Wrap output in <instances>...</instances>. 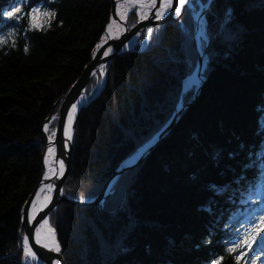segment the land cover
Returning a JSON list of instances; mask_svg holds the SVG:
<instances>
[{"label": "trees", "instance_id": "trees-1", "mask_svg": "<svg viewBox=\"0 0 264 264\" xmlns=\"http://www.w3.org/2000/svg\"><path fill=\"white\" fill-rule=\"evenodd\" d=\"M199 1L198 91H183L176 122L116 179L102 207L61 202L50 211L66 264H263L264 250H248L235 221L264 207V0H192L194 10L153 25L149 39L143 30L133 50L113 58L105 86L81 111L64 187L97 196L171 118L198 63ZM41 7L48 14L39 26ZM110 12V0H0V264L21 259L13 253L41 172L42 124L82 74ZM138 18L132 10L128 25ZM100 81L93 76L86 92ZM231 206L237 216L220 228Z\"/></svg>", "mask_w": 264, "mask_h": 264}, {"label": "water", "instance_id": "water-1", "mask_svg": "<svg viewBox=\"0 0 264 264\" xmlns=\"http://www.w3.org/2000/svg\"><path fill=\"white\" fill-rule=\"evenodd\" d=\"M121 0H110L111 2V12L109 21L106 24V27L91 51L90 60L84 67L82 74L78 77V79L70 86L67 93L57 100L56 104L60 102L59 109L55 112V106L50 112V114L46 117L42 124V133L44 140V147L42 150V166L41 172L38 178L36 185L34 186L32 192L29 197L25 201L22 209H21V226L23 229L22 238L26 237L32 247L38 252L41 257L40 261L34 264H66V261L62 254V244L59 239V235L56 227L52 226V230L54 233V238L51 240H46L41 238L38 235V224L45 218L49 217L50 211L56 207L61 202H67L71 204L81 205V206H93L98 205L102 207L108 198L112 194L111 186L116 181V179L125 171L135 167L140 161L145 157V155L151 150V148L156 144V142L163 137L168 130L173 126V124L178 119L180 112L184 108L182 104V94L184 91L183 80L179 93L178 104L176 105V109L171 116V118L167 121V123L149 140L147 141L139 150L132 155L130 158L126 159L125 162L116 168L113 173L110 175L108 180L106 181L101 192L90 199L87 198H76L69 193L66 192L64 187V180L71 172L72 166V157H73V149L75 145V137H76V128L77 123L81 114V111L87 106V104L95 98L100 91L103 89L106 83L107 78V67L106 72L103 73L101 77V82L98 89L93 94L92 92L87 93L86 88L89 81L93 76L97 75V73L101 70L103 66H107V64L111 63L112 59L116 56L129 51L135 48V44L137 43V39L143 32V30H147L152 28L155 24L164 23L169 19H181L187 7H190V3H186L183 7H181V12L179 15L173 12H163L161 8V0H153L152 7L150 12L144 16L139 17L138 21L135 25H128V14L125 16H120L118 12V5ZM175 5L178 6V0H174ZM192 1V0H191ZM212 0H209L208 6ZM138 11V10H136ZM158 13H162V15H158ZM196 16V46L198 51V63L193 73L201 78L200 82L203 80V76L201 74L202 67L204 64V54L200 48V39L198 34L202 32V20L205 18V10H202ZM113 21L116 24V36H112L107 34L106 38L105 33L109 23ZM120 37L116 40L117 36ZM116 40V41H114ZM101 41L103 44L100 45ZM111 49L108 52V55H104L105 51ZM101 55L100 57H98ZM192 73V74H193ZM188 76V75H187ZM200 82L197 84V91L200 87ZM86 95V98L82 101V97ZM73 105L76 106L75 112L72 111ZM71 115L72 121L70 126L71 139H69L67 132L69 129V116ZM56 119L57 124L54 128V131L49 133L50 123ZM53 141L55 145V157H56V166L47 173V166L44 163L45 150L48 145L49 140ZM49 183H53V194L49 201H47L40 210L32 217L31 216V208L32 204L37 195L44 190L45 186ZM23 241V240H22ZM47 245V246H45ZM59 247V251H56V247ZM15 257L21 255V259L17 260L18 264H29L25 260V254L23 251L22 243L19 245L18 251L13 253Z\"/></svg>", "mask_w": 264, "mask_h": 264}, {"label": "bare ground", "instance_id": "bare-ground-1", "mask_svg": "<svg viewBox=\"0 0 264 264\" xmlns=\"http://www.w3.org/2000/svg\"><path fill=\"white\" fill-rule=\"evenodd\" d=\"M152 2L153 0H121L119 5H118V12L120 14V16H122L121 14L123 13V16H125L126 14H128L133 8H137L138 9V13H139V17H144L146 16L149 12L150 9L152 7ZM168 4V0H161V8L163 12H173L176 5H175V1L171 0V6H167ZM142 5H146L144 7H142ZM196 16H199L198 13H196ZM111 26V29L110 27ZM117 29H116V24L111 21L107 27L106 33H105V37L107 36V34H110L112 36H116ZM200 42H201V34H198ZM120 37L117 36L115 39L117 40ZM114 40V41H116ZM103 44V41H101L100 45ZM101 55H99L98 57H100ZM104 66L101 68V70H103ZM200 77L196 74V72H194L193 74H189L188 76H186L183 80V87H184V91L187 90L189 87H191L192 85H197L200 82ZM86 98V95H84L82 97V101ZM53 149L52 153H49V149ZM44 163L47 166V172H50L51 169H53L56 166V157H55V145L53 143V141H51V139L48 142V145L46 147L45 150V156H44ZM53 194V183H49L48 185L45 186L44 190L41 191V193L39 195L36 196L33 204H32V208H31V216L33 217L39 210L40 208L47 202L50 200V198L52 197ZM45 221H47V224H45ZM38 235L46 240H51L54 238V233L52 230V226L49 220V217H45L39 224H38ZM25 238H23L22 241V247H23V251L25 254V261L29 264H34L40 261L41 257L39 256L38 252L32 247V245L29 243L25 244ZM31 250L32 253H34L35 258H33L32 256L26 255V251Z\"/></svg>", "mask_w": 264, "mask_h": 264}, {"label": "rangeland", "instance_id": "rangeland-1", "mask_svg": "<svg viewBox=\"0 0 264 264\" xmlns=\"http://www.w3.org/2000/svg\"><path fill=\"white\" fill-rule=\"evenodd\" d=\"M199 3H200L199 10L194 11L195 18H196V13L199 14L200 11L204 10L203 9V3L201 1H199ZM190 8L194 10L193 4H190ZM47 14H48L47 13V10H45L42 7L35 9L34 10V14H33V23L35 25L42 26L43 25V22H45L46 19H47ZM137 14H138V12H137ZM138 16H139V14H138ZM202 37H204L203 32H201V38ZM148 38L149 37L146 36L145 37V40L148 39ZM200 48H201V42H200ZM103 71H104V73L106 72L104 68H103ZM100 75L102 76L103 74L100 72ZM49 133H50V130H49ZM242 200L243 201H248L249 198L248 197H243ZM247 204H248V202H246V205ZM263 208L264 207H262V209H261L262 212H264V209ZM237 209H238V207L231 206L229 208V210L227 209L226 211L223 212V214L221 215V217H222L221 218V221L219 223V227L220 228H223L224 225H226L225 223H228L230 220H232V217H236L237 216V213H238V212H236ZM261 210H257V208H255L253 212L244 211L242 214L239 215L237 221H235V226H241L242 227L241 232L239 233L240 235H242L243 237H245L247 231L253 227V224H258L259 223L258 219H256V218L259 217L260 215H264V213H261ZM249 218H252V223H249L248 222ZM260 236H264V231H262V232L259 233V236H257L256 239L252 242L251 247H248L246 245V247H247L248 250H253V249L264 250V242H261L260 241ZM226 245H227V247L234 249V244H233L232 240L229 239L227 241V244ZM250 260H252V259H250L249 257H246V258H244L243 261H250ZM249 264H251V263H249ZM263 264H264V262H263Z\"/></svg>", "mask_w": 264, "mask_h": 264}, {"label": "snow or ice", "instance_id": "snow-or-ice-1", "mask_svg": "<svg viewBox=\"0 0 264 264\" xmlns=\"http://www.w3.org/2000/svg\"><path fill=\"white\" fill-rule=\"evenodd\" d=\"M191 0H178V6L175 7L174 11L176 15H179L181 12V7H183L186 3H190ZM146 5H142V7H144ZM167 6H171V0H168V4ZM20 9L17 8L16 12H19ZM8 15L14 16L15 13L13 12H9ZM122 18H123V13L121 14ZM158 15H162V13H158ZM111 29V26H109ZM152 31L151 28L148 29V33L150 34ZM111 49H108L107 51H105L104 55H108V52H110ZM76 110V106L73 105L72 111L75 112ZM71 121H72V117L71 115L69 116V129L67 132V135L69 137V139H71V132H70V126H71ZM53 151V149H49V153L51 154ZM256 219H258L259 223L258 224H253V227L251 229H249L245 235V237L243 238V240L241 241L242 244L247 245L248 247H251L252 242L256 239L257 236H259V233L264 231V215H260L259 217H257ZM249 223H252V218H249L248 220ZM45 224H47V221H45ZM260 241L264 242V236H260ZM27 238H25V244H27ZM47 246V245H45ZM237 247H239V245H237ZM56 251H59V247L57 246ZM26 255L32 256L33 258H35L34 253L31 252V250L29 249L28 251H26ZM217 264H219V262H217Z\"/></svg>", "mask_w": 264, "mask_h": 264}, {"label": "built area", "instance_id": "built-area-1", "mask_svg": "<svg viewBox=\"0 0 264 264\" xmlns=\"http://www.w3.org/2000/svg\"><path fill=\"white\" fill-rule=\"evenodd\" d=\"M148 36H149V34H148Z\"/></svg>", "mask_w": 264, "mask_h": 264}]
</instances>
